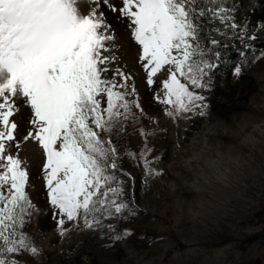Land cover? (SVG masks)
<instances>
[{"label":"rangeland","instance_id":"obj_1","mask_svg":"<svg viewBox=\"0 0 264 264\" xmlns=\"http://www.w3.org/2000/svg\"><path fill=\"white\" fill-rule=\"evenodd\" d=\"M30 1H42L51 12L58 49L78 38L64 48L68 52L58 53L59 67L51 63L65 112L53 148L67 157L60 182L73 176L74 184L87 174V189L78 198L87 207L61 229L51 223L42 230L53 210L70 219L54 196L46 165V121L21 129V115L0 113L5 128L0 129V185H7L0 189V204L7 205L20 238L0 264H264V53L249 69L247 84L234 74L222 85L207 84L209 66L190 62L179 9V23L165 16L169 59L159 81L165 84L176 71L183 102L159 105L164 85L156 83L154 100L148 97L147 87L157 78L141 51L131 47L134 29L120 31L109 18L125 10V0L119 11L102 0H85L74 18L57 8L56 0ZM95 3L104 7L97 12ZM7 37L0 33L1 42ZM13 59L3 61L10 85L23 81L31 67L26 68L28 57ZM96 94L105 142L81 137L71 148L69 124L77 105ZM194 120L201 125L187 130Z\"/></svg>","mask_w":264,"mask_h":264},{"label":"bare ground","instance_id":"obj_2","mask_svg":"<svg viewBox=\"0 0 264 264\" xmlns=\"http://www.w3.org/2000/svg\"><path fill=\"white\" fill-rule=\"evenodd\" d=\"M18 1L19 2L0 0V22H6L5 25L7 24L6 26L8 27L6 30L10 32L12 36V41L10 43L4 42L2 44L12 47L15 46L18 47V49L23 48L24 51L15 53L12 59L14 58L13 60L19 63L21 58L28 57L27 61L29 59L31 60H29L27 64H31V67L29 66L30 72L26 73L25 81L24 79L23 81H17L15 79L13 85H10L9 82H5L4 79L7 66L0 64V113L6 112V114H10L12 112L13 118L15 115H21V129L32 128L36 123H39L40 118L46 121V155L52 172L51 182L53 192L55 198L61 200L64 208H66L67 215H70V219L67 220L65 217L60 218L58 212L56 211L57 214H55V210H53L40 226L43 231H48L46 228L51 229L50 224L53 223V227L56 228V226H58V228L61 229L64 222L68 224V221L75 220L76 216H78L81 211L84 212V209L87 207V201L80 203L78 198L84 194L88 184L83 183L87 175L85 172H82L79 178L74 179V184H72L73 176L69 178L66 183L60 182L62 175L61 170L66 164L65 161L67 157L65 153H61L54 148L52 149V142L53 132L56 130L61 118L65 115V112L63 110L62 93L54 77L55 74L52 70L51 63L56 62L57 67H59L58 62L60 60H58V58L60 56H58V53L61 54L62 49L63 51L66 50L64 48L67 46H69V48L74 46L78 38H73L67 46H60L58 51H56V49L54 54H51L53 48H55V44L51 41L45 42L44 39L38 38L35 34H47L50 40L53 41V34L55 33L53 22L46 21L45 24H42V18H45V16L51 18V16L47 11L42 10V7L39 5L40 3L34 2L29 5L26 4L28 0ZM103 1L107 2L111 9L116 7L117 11L120 10L119 5L124 2V0H102V2ZM20 3H25V7ZM95 4V10L97 12L104 7L103 4ZM124 5L125 10L122 13L119 12L118 16H109V18L112 19V22H116L113 25L115 28L120 29V31L126 32V30L133 31L134 29V32H131L134 35L132 39L129 40L131 47L134 51H141L142 57L149 61L147 64L149 67L151 66L153 68L155 77L157 78L152 89L147 87L148 97L154 100L153 94L157 93L156 90L158 89V87L156 88V83L159 82L160 85L158 86L164 85L165 97H162V102L160 101L157 103H159V105H174L180 102L182 105L184 88L181 84V77L177 76L176 71L171 73L169 78L166 77L167 81L165 84L162 83V80H160L161 83L159 81L163 71L160 69L165 66L168 58L167 51L170 45V37L164 28L166 18L163 2L161 0H125ZM56 7L64 8L69 18H74L76 17V10L85 9V0H56ZM64 11L63 13H65ZM122 15L124 16L123 19H121ZM59 21L61 22V20ZM0 33L2 35L3 32ZM31 46L32 48H30ZM69 48L64 52H68ZM35 49L39 50L36 52L37 54L35 53L36 55L31 58V53L34 52ZM3 50H6V48ZM33 59L35 60L33 61ZM19 71H21V69H19ZM25 89H29L32 95L30 94L31 96H27L28 94L25 92ZM32 101H35V104L32 105ZM33 107L36 113L33 112ZM154 109L155 107L151 110ZM189 111H185L184 115H187ZM200 125V120H194L193 125L190 123L187 130L192 126L199 127ZM0 129H5L2 124L0 125ZM69 162L71 161L68 160L67 163ZM79 180L80 183H78ZM74 185L75 188H73Z\"/></svg>","mask_w":264,"mask_h":264},{"label":"trees","instance_id":"obj_3","mask_svg":"<svg viewBox=\"0 0 264 264\" xmlns=\"http://www.w3.org/2000/svg\"><path fill=\"white\" fill-rule=\"evenodd\" d=\"M169 2L168 9L175 21L181 18L175 16L179 9L185 16L190 62L200 67L209 66L207 84L222 85L233 74L247 84L249 69L264 53V0ZM98 96L93 95L88 103L83 99L77 105L78 115L71 124V146H77L81 137H94L99 144L105 142L102 114L96 104ZM6 186L0 185V189ZM7 209V205L0 204V262L5 251L20 240Z\"/></svg>","mask_w":264,"mask_h":264}]
</instances>
